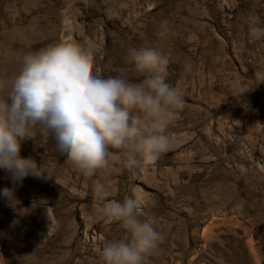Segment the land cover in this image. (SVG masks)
<instances>
[{"label": "rangeland", "instance_id": "obj_1", "mask_svg": "<svg viewBox=\"0 0 264 264\" xmlns=\"http://www.w3.org/2000/svg\"><path fill=\"white\" fill-rule=\"evenodd\" d=\"M253 22L264 0H0V98L26 54L70 43L99 49L95 75L133 82L144 75L130 49L170 54L166 80L185 100L168 151L136 173L113 162L86 177L51 138L21 141L45 174L13 185L0 169V193L16 200L0 195V264H102L103 244L128 234L96 219V181L106 200L143 201L141 219L163 237L146 264H264V36L250 35Z\"/></svg>", "mask_w": 264, "mask_h": 264}, {"label": "clouds", "instance_id": "obj_2", "mask_svg": "<svg viewBox=\"0 0 264 264\" xmlns=\"http://www.w3.org/2000/svg\"><path fill=\"white\" fill-rule=\"evenodd\" d=\"M249 33L264 36V23L253 22ZM98 51L91 45L58 43L23 57L7 97L0 98V169L13 185L45 174L42 165L21 156L26 139L51 138V150L86 177L113 162L136 173L168 151L170 119L185 106L182 91L166 80L171 55L151 47L130 49V64L144 75L133 82L124 76L95 75ZM184 69L191 71V63ZM255 75L264 81L259 70ZM94 192L101 202L96 219L118 221L128 234L103 244L98 250L102 264H146L163 237L151 220L141 219L143 201L136 196L106 200L100 181ZM0 195L16 203L12 188Z\"/></svg>", "mask_w": 264, "mask_h": 264}]
</instances>
